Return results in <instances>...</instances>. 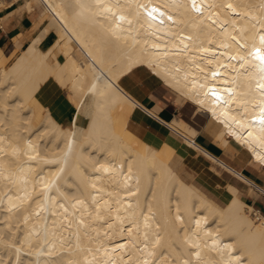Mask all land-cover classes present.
Here are the masks:
<instances>
[{"label": "bare ground", "instance_id": "6f19581e", "mask_svg": "<svg viewBox=\"0 0 264 264\" xmlns=\"http://www.w3.org/2000/svg\"><path fill=\"white\" fill-rule=\"evenodd\" d=\"M21 3L37 9L35 32L0 58V264H264V213L234 183L224 203L201 192L175 146L130 128L136 101L119 85L149 70L223 148L264 169V0ZM50 76L75 103L68 124L35 106ZM166 124L264 194L195 141L199 124Z\"/></svg>", "mask_w": 264, "mask_h": 264}, {"label": "crops", "instance_id": "0c3cea01", "mask_svg": "<svg viewBox=\"0 0 264 264\" xmlns=\"http://www.w3.org/2000/svg\"><path fill=\"white\" fill-rule=\"evenodd\" d=\"M22 1L17 0L11 5L0 9V20L2 19L0 21V56L3 53L7 59L11 57L10 60L19 53L25 44H28L30 37L33 35L28 33L36 18L37 9L27 10L22 5ZM17 4L20 7L16 8ZM60 84L53 76L48 77L36 92L34 102L36 108H40V114L41 109L46 107L62 124H68L76 113V107L74 101L69 97L68 87L62 84L59 86ZM119 85L136 101V106L129 118L128 125L130 128L140 138L155 145H161L163 142L168 141L175 146L182 174L193 179V184L201 192L218 203H224L230 196L227 183H234L242 188L246 202L264 211V201L246 190L249 184L227 170H221L223 168L219 164H215L202 151L189 147L182 134L174 131L166 124L168 120L171 121L176 116H184L199 123L200 128L194 139L200 146L238 168L244 175L264 187V172H262V169L252 165L243 157H241L243 158L241 160L239 154L233 151L231 146L223 148L215 140L213 132L208 126L207 117L192 113L189 106L179 107L168 88L157 76L145 68H135L125 74L120 78ZM151 94L153 96L150 98ZM213 164L220 170V175L210 168Z\"/></svg>", "mask_w": 264, "mask_h": 264}, {"label": "rangeland", "instance_id": "374dc122", "mask_svg": "<svg viewBox=\"0 0 264 264\" xmlns=\"http://www.w3.org/2000/svg\"><path fill=\"white\" fill-rule=\"evenodd\" d=\"M32 31H33V32H32ZM34 32H35V29H33V25H32V27L30 28L28 34H32V33H34ZM0 58L3 59V60H6L7 63L10 61V59H7L6 56H5L3 53H1ZM168 90H169V89H168ZM169 91H170V90H169ZM170 92H171V94H172V96H173V98H174V101H175V97H174L175 94H174L172 91H170ZM175 102H176V101H175ZM186 106H187V104H185V105L182 106V107H186ZM183 117H184V116H183ZM185 118L188 119L187 117H185ZM188 120H189V119H188ZM189 121L192 122V123H194V124H199V123H197V122H194V120H189ZM241 154H244V157H248L247 154H246L245 152H243V151H242ZM260 169H262V168H260ZM221 170H224V169H221ZM262 172H264V169H262ZM225 177H226V174H225ZM256 196H258L259 199L262 198L261 200L264 201V194H262L260 191H257ZM262 212L264 213V211H262Z\"/></svg>", "mask_w": 264, "mask_h": 264}, {"label": "snow or ice", "instance_id": "6c2138e0", "mask_svg": "<svg viewBox=\"0 0 264 264\" xmlns=\"http://www.w3.org/2000/svg\"><path fill=\"white\" fill-rule=\"evenodd\" d=\"M193 5L195 6V0H193ZM197 11H199V9H197ZM261 40L264 41V36L261 37ZM257 57L261 61H264V55H261L260 52H259V50H257Z\"/></svg>", "mask_w": 264, "mask_h": 264}]
</instances>
